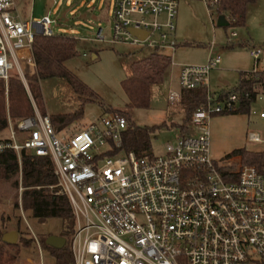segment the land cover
<instances>
[{"label":"built area","instance_id":"1","mask_svg":"<svg viewBox=\"0 0 264 264\" xmlns=\"http://www.w3.org/2000/svg\"><path fill=\"white\" fill-rule=\"evenodd\" d=\"M18 1L0 0V78L8 84L18 71L35 116L17 122L9 116L10 135L0 141V152L53 159L58 181L48 188L68 197L75 218L69 264H264V171L241 164L239 155L225 160L211 155L210 121L236 110L240 94L209 91L207 105L193 112L187 132L167 142L163 155L127 151L129 123L118 111L57 132L27 84L37 73L35 38L56 35V20L50 14L27 18ZM202 1L212 17L235 22L221 0ZM178 11L179 0H116L110 41L175 49ZM132 29L148 35L142 39ZM98 38L106 40L102 29ZM251 53L255 68L241 80L260 77L262 50ZM221 62L212 55L205 65H183L181 89L171 87L169 101L180 103L182 90L208 87ZM253 113L264 120V110ZM249 139L263 141L257 132Z\"/></svg>","mask_w":264,"mask_h":264},{"label":"rangeland","instance_id":"2","mask_svg":"<svg viewBox=\"0 0 264 264\" xmlns=\"http://www.w3.org/2000/svg\"><path fill=\"white\" fill-rule=\"evenodd\" d=\"M116 0H21L20 7L27 16L35 20L50 14L56 20L55 34L78 38V53L65 62L66 68L85 86L87 92H77L64 77L39 80L38 71L31 73L28 87L36 89V100L41 111L49 115L74 113L84 110V117L71 125L83 127L88 120L104 116L106 109L127 111L141 126L161 125L152 136L153 152L163 155L165 145L182 134L180 127L186 115L180 111L179 103L168 98L172 86L180 90L178 80L170 84L171 71L183 65H205L212 55H220L222 63L209 75V89L224 91L238 83L240 72H251L255 68L252 49H261V64L264 61V0L249 4L245 26H218V17L211 16L208 6L202 0H180L177 17V39L180 42L176 52H170L174 65L168 69L164 81L152 87L149 108L128 105L129 98L123 82L132 77V64L147 59L156 50L132 44L102 41L98 38L100 28L110 37ZM236 33L235 36H232ZM244 44V45H241ZM96 55V57H94ZM26 69V67H24ZM18 71L12 76L19 77ZM27 88V87H26ZM28 90V88H27ZM32 94V92H31ZM33 95V94H32ZM264 110V94L252 106L251 114H219L212 117L211 155L216 160L224 159L236 149L264 151V120L253 112ZM185 122L186 127L190 123ZM251 132L259 133L262 142L249 139ZM10 131L3 132L8 137ZM225 160V159H224ZM241 164H248L241 157ZM15 179L5 180L0 185V227L3 232L16 230L19 239L5 249L15 256L16 264H59L56 256L44 245L50 235H61L65 230L61 216H35L31 210L15 208L21 187L13 186Z\"/></svg>","mask_w":264,"mask_h":264},{"label":"trees","instance_id":"3","mask_svg":"<svg viewBox=\"0 0 264 264\" xmlns=\"http://www.w3.org/2000/svg\"><path fill=\"white\" fill-rule=\"evenodd\" d=\"M256 0H221L222 9L231 14L235 22L230 25L245 26L248 5ZM229 25V26H230ZM78 39L73 36L56 34L53 36L37 35L34 43V57L37 65L38 79L52 77H64L77 92H87L85 86L66 68L65 62L78 53ZM171 66L169 56L154 53L150 58L135 61L132 68V77L123 82L129 98L128 105L137 108H149L151 105V87L164 81L165 74ZM243 74V73H242ZM31 92L36 99V89L30 86ZM236 91L240 94V104L232 112L224 114H251L252 106L258 95L264 92V71L255 80H240L238 85L230 90L221 92L225 96ZM208 87L182 90V98L179 103L180 111L186 115L182 124L171 122L170 125L180 127L182 134L188 128L185 122L189 120L193 112L204 107L208 103ZM107 112H121L128 119V129L124 133V148L127 151H135L139 156H154L152 136L160 127L168 126L167 122L161 125L141 126L129 115L127 111L113 108ZM9 116L13 122L26 117L35 116L29 92L24 82L12 76L8 84L0 78V141L6 139L2 134L9 127ZM55 130L59 132L73 122L84 117L81 108L74 113L50 115ZM240 155L243 161L254 165L259 171H264V151H249L246 148L236 149L225 158ZM15 179L13 186L16 189L23 188L21 202L16 197L15 208L31 210L35 216H61L64 218L65 230L62 236L66 237V244L62 249H57L46 244L56 256L59 264H69L73 257L70 241L74 233L75 218L70 202L66 195H55L49 190V186L57 183L55 164L50 156H38L23 151L21 156L14 149L0 152V185L5 180ZM5 232L0 227V264H16L15 256L10 255L5 247H11L3 241Z\"/></svg>","mask_w":264,"mask_h":264},{"label":"water","instance_id":"4","mask_svg":"<svg viewBox=\"0 0 264 264\" xmlns=\"http://www.w3.org/2000/svg\"><path fill=\"white\" fill-rule=\"evenodd\" d=\"M218 26L220 27H228L229 22L226 20L224 16H220L218 19ZM134 35L144 39L147 37L148 32L132 29L131 30ZM19 239V232L16 230L5 232L3 235V241L9 244H16ZM66 237L61 235H50L46 239V244L52 246L57 249H62L66 244Z\"/></svg>","mask_w":264,"mask_h":264},{"label":"crops","instance_id":"5","mask_svg":"<svg viewBox=\"0 0 264 264\" xmlns=\"http://www.w3.org/2000/svg\"><path fill=\"white\" fill-rule=\"evenodd\" d=\"M18 3H19V8H20V10H21V12H22V14L25 16V17H27V18H29L28 16H27V13H26V10L25 9H22L21 7H20V4H21V0H19L18 1ZM179 4H180V0H179ZM249 6V5H248ZM247 10H248V8H247ZM30 18H32V17H30ZM247 20V19H246ZM103 30V32H104V29L103 28H100V30ZM111 35H112V28H111ZM76 38V37H75ZM175 38H176V40H177V45H176V47H175V49H171V48H163V49H155L156 50V52H154V53H157V54H163V55H167V56H169V58H170V60H171V66L170 67H172L173 65H174V63H173V56L170 54V52H176V50H177V48L179 47V45H180V42L178 41V39H177V30H176V33H175ZM78 39V38H77ZM110 39H111V36L110 37H108L107 35H106V40H102V41H105V42H110V43H112V44H117V43H113V42H111L110 41ZM78 41H80L79 39H78ZM241 45H244V44H241ZM153 53V54H154ZM94 57H96V55H94ZM143 60V59H142ZM262 61V60H261ZM222 63V62H221ZM260 64H261V62H260ZM220 66V65H219ZM217 68H219V67H217ZM217 68H215V69H217ZM260 70H263L264 71V61H263V64H262V67L260 68ZM180 72H181V66H180V68H179V70H172L171 71V75H170V84L172 85V81L174 82V80L176 79V80H178V83H179V80H180ZM242 73L243 72H240V76H239V80H238V83H239V81L241 80V75H242ZM238 83L235 85V86H237L238 85ZM155 85H157V84H155ZM154 85H152V87H153ZM235 86H233V87H235ZM152 87H151V94H152ZM172 87V86H171ZM170 87V88H171ZM233 87H227V89L226 90H230L231 88H233ZM208 89H209V86H208ZM209 91H211L213 94H216V95H218V94H221V90H219L218 92H216V91H212V90H210L209 89ZM223 92V91H222ZM262 94H264V92H262ZM257 101V100H256ZM46 112V111H45ZM47 113V112H46ZM240 156V155H239Z\"/></svg>","mask_w":264,"mask_h":264}]
</instances>
